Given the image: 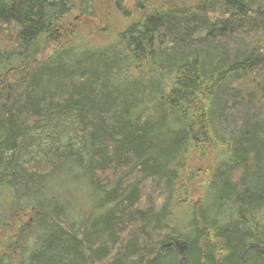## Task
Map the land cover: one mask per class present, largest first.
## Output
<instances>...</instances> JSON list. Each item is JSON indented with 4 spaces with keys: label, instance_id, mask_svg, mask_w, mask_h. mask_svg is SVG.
<instances>
[{
    "label": "trees",
    "instance_id": "1",
    "mask_svg": "<svg viewBox=\"0 0 264 264\" xmlns=\"http://www.w3.org/2000/svg\"><path fill=\"white\" fill-rule=\"evenodd\" d=\"M0 264H264V0H0Z\"/></svg>",
    "mask_w": 264,
    "mask_h": 264
},
{
    "label": "rangeland",
    "instance_id": "2",
    "mask_svg": "<svg viewBox=\"0 0 264 264\" xmlns=\"http://www.w3.org/2000/svg\"><path fill=\"white\" fill-rule=\"evenodd\" d=\"M130 2H133V0H130ZM51 49L52 48H50V49H48L46 52H47V54H49L50 55V53H51ZM71 138H73V135L71 134ZM44 142V144L46 143V144H49V142L46 140V142L45 141H43ZM43 154L41 153V151L40 152H38L37 154H34V157H35V159L36 160H40V159H42L43 157ZM195 163H197V164H199V162H195ZM201 165V164H200ZM194 166V168H195V166H197L196 164H194L193 165ZM199 172V173H198ZM198 172H194V180L195 181H197V180H199V176L201 175L200 174V172H201V169H199L198 168ZM203 175H204V173H202ZM191 187H193V185H190V188ZM192 191H191V195H190V199H189V201H192V202H197V200L199 199V197L201 196V194L200 193H198L197 192V190H195V191H193L194 189H191ZM72 191V194L74 193L73 192V190H71ZM80 193H82V191L80 192ZM71 194V195H72ZM32 218H33V213H32V210L31 209H26L23 213H21L20 214V220H23L24 222H27V221H30V220H32ZM19 221V220H18Z\"/></svg>",
    "mask_w": 264,
    "mask_h": 264
}]
</instances>
